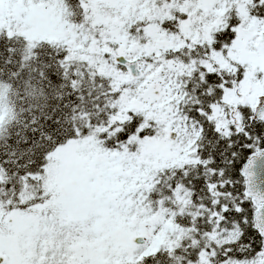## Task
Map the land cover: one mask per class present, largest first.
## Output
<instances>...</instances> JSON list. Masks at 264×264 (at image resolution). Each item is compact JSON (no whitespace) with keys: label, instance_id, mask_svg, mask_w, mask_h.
<instances>
[{"label":"snow or ice","instance_id":"obj_1","mask_svg":"<svg viewBox=\"0 0 264 264\" xmlns=\"http://www.w3.org/2000/svg\"><path fill=\"white\" fill-rule=\"evenodd\" d=\"M0 264H264V0H0Z\"/></svg>","mask_w":264,"mask_h":264}]
</instances>
